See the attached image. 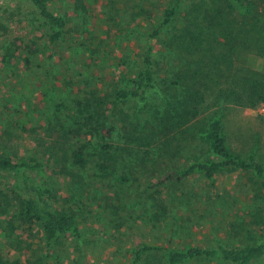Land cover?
I'll return each instance as SVG.
<instances>
[{
  "label": "rangeland",
  "instance_id": "1",
  "mask_svg": "<svg viewBox=\"0 0 264 264\" xmlns=\"http://www.w3.org/2000/svg\"><path fill=\"white\" fill-rule=\"evenodd\" d=\"M203 1L184 0L179 17L190 10L193 15ZM172 2L52 0L50 8L64 16L66 25L51 29L41 25L31 4L0 0V58L6 53L13 61H0V154H30L43 161L44 180L51 190L48 205L77 212L85 237L67 238L58 245L64 264H126L128 248L140 241L181 247L209 246L220 239L242 245L255 237V214L261 211L264 216V184L246 171L221 172L212 178L195 174L160 183L165 171L204 153V133L214 114L220 116L234 147L243 155L254 151L264 160L263 103L256 108L213 105L182 133L162 135L158 111L166 99H173L177 89L171 81L184 61L181 53L169 48L179 25L174 21L156 36L148 35ZM237 10L240 16L245 12L241 6ZM55 31L59 35L52 39ZM149 45L156 61V87L146 102L116 101L120 76L138 72ZM27 54L31 64L23 59ZM241 54L244 58L237 60L233 73L247 74V67L264 72V58ZM93 91L104 99L103 120L115 128L109 141L120 150L106 152L103 138L96 137L88 150L89 165L80 170L70 166L77 143L64 133L75 121L64 113H71L66 110L73 94L87 98ZM141 141L147 146L140 148ZM146 149L151 155L143 160ZM15 179L13 173L0 171V191L10 194ZM13 211L9 207L0 212L2 255L20 264H38L48 250L40 226L24 233L19 227L13 233L8 228ZM156 253L144 255L140 264H165ZM183 264L223 263L198 258Z\"/></svg>",
  "mask_w": 264,
  "mask_h": 264
},
{
  "label": "trees",
  "instance_id": "2",
  "mask_svg": "<svg viewBox=\"0 0 264 264\" xmlns=\"http://www.w3.org/2000/svg\"><path fill=\"white\" fill-rule=\"evenodd\" d=\"M35 7L41 25L51 29L64 28L66 19L50 8L52 0H19ZM184 0H173L157 23L155 31L148 38L156 36L163 29L177 22L178 30L170 39L169 48L181 53L182 66L171 83L177 89L172 100L166 99L163 110L157 117L163 136L171 138L175 132L182 133L191 121L214 106L235 103L244 107L256 108L264 104V72L245 68L247 74L236 75L237 60H243L241 52L254 53L264 58V0H212L192 5L194 14L179 17L178 10ZM235 3V4H233ZM241 6L244 13L239 14ZM59 35L55 31L51 38ZM33 51V50H32ZM10 54L0 58L2 62L13 63ZM31 64L29 55L23 57ZM156 61L149 45L142 54V66L135 75H122L119 86L114 91L116 101L146 102L149 91L156 87ZM168 88V86H167ZM212 90V93H210ZM65 116L75 122L69 125L64 136L74 140L77 146L70 156V166L85 170L89 165V148L96 137L103 138V149L107 152L120 148L109 140L115 128L104 119V99L93 91L90 97L73 94ZM210 96H214L211 101ZM208 102H212L207 104ZM162 110V111H161ZM59 119V117H58ZM134 140L140 136L132 137ZM207 149L198 157L191 158L181 168L164 172L160 183L183 181L195 174L212 178L221 172L246 171L264 184V160L256 152L243 155L231 143L230 137L218 114H214L204 133ZM130 139V138H129ZM107 140V141H106ZM146 142H140L141 146ZM149 145V143H148ZM149 149L143 150V160L150 157ZM111 160L107 157L106 160ZM101 165V164H100ZM0 171L15 175L12 191H0V212L14 210L8 221V228L14 233L19 227L21 233L40 226L48 248L47 254L39 258L38 264H64V256L58 250L62 240L74 238L83 240L85 233L77 221L73 209L53 210L48 205L50 187L44 180L45 166L35 155L24 154L13 158L0 154ZM19 220L16 223L15 220ZM255 237L242 245L225 243L220 239L212 245L186 244L160 246L151 241H140L128 248L126 264H140L151 251L157 252L165 264H183L198 258H207L223 264L264 263V216L258 211L253 219ZM19 235V240L22 239ZM145 255V256H144ZM0 264H20L19 260H6L0 250Z\"/></svg>",
  "mask_w": 264,
  "mask_h": 264
},
{
  "label": "built area",
  "instance_id": "3",
  "mask_svg": "<svg viewBox=\"0 0 264 264\" xmlns=\"http://www.w3.org/2000/svg\"><path fill=\"white\" fill-rule=\"evenodd\" d=\"M264 105V104H263Z\"/></svg>",
  "mask_w": 264,
  "mask_h": 264
}]
</instances>
